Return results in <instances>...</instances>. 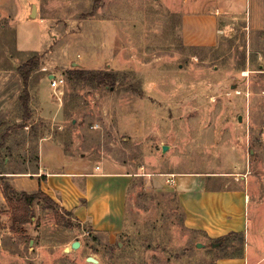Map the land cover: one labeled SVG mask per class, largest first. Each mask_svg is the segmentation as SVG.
<instances>
[{
    "label": "rangeland",
    "instance_id": "rangeland-1",
    "mask_svg": "<svg viewBox=\"0 0 264 264\" xmlns=\"http://www.w3.org/2000/svg\"><path fill=\"white\" fill-rule=\"evenodd\" d=\"M34 55L33 116L1 147L0 164L31 173L51 136L66 156L244 190L245 264H264V0H0V110ZM74 69L111 71L116 85L79 82ZM49 74L65 79L61 101ZM2 110L1 130L21 123L15 106ZM33 214L21 224L0 205V264H217L241 247L187 227L177 194L150 177H133L114 237L43 203Z\"/></svg>",
    "mask_w": 264,
    "mask_h": 264
},
{
    "label": "crops",
    "instance_id": "crops-1",
    "mask_svg": "<svg viewBox=\"0 0 264 264\" xmlns=\"http://www.w3.org/2000/svg\"><path fill=\"white\" fill-rule=\"evenodd\" d=\"M51 75L46 80L49 81ZM40 83H44V78ZM20 87L15 98L6 101L5 108L16 107ZM39 98L41 108L48 106V97L39 92ZM1 110L0 116H3ZM38 158L36 170L31 173L9 170L6 174L9 183L19 192L32 194L41 190L60 208L72 213L79 223L88 224L98 233L114 237L122 230L126 192L133 177H150L156 187L175 192L186 214V226L206 239H216L230 232H247L248 194L244 190L208 185L207 176L154 172L136 175L86 155L66 156L63 146L51 136L40 140ZM1 204H6L2 190ZM248 253L246 248L244 258H223L217 264H245Z\"/></svg>",
    "mask_w": 264,
    "mask_h": 264
},
{
    "label": "trees",
    "instance_id": "trees-1",
    "mask_svg": "<svg viewBox=\"0 0 264 264\" xmlns=\"http://www.w3.org/2000/svg\"><path fill=\"white\" fill-rule=\"evenodd\" d=\"M39 61L40 59L34 55L17 68L22 81V90L16 105L18 111L17 119L20 120L21 123H15L12 126H8L5 130H1V128L6 124V122L3 121L0 123V149L4 146L7 139L12 135L13 130L26 126L33 116V111L31 108L33 96L30 92L29 85L32 74L35 70L39 69ZM70 75L79 82H85L97 86H111L114 88L117 82V76L111 71L74 69L70 72ZM8 173L10 172L7 170V167L4 165V163L0 164V177H2L1 190L6 202L13 208L15 213L13 219L15 222H20L21 224L29 223L31 218L34 217L33 207L35 204L41 205V203H43L44 210H51L54 212H57L58 209L64 210L41 190L32 194L16 191L7 180L6 174ZM19 211H22L21 215H18ZM66 213L72 215V213L68 211H66ZM209 240L213 243H219L225 246H229L232 240H238L241 246L238 251L231 256H225L222 258H244L243 246L245 244V235L243 232H230L216 239L209 238Z\"/></svg>",
    "mask_w": 264,
    "mask_h": 264
},
{
    "label": "built area",
    "instance_id": "built-area-1",
    "mask_svg": "<svg viewBox=\"0 0 264 264\" xmlns=\"http://www.w3.org/2000/svg\"><path fill=\"white\" fill-rule=\"evenodd\" d=\"M45 70V68H44ZM54 77L49 79L50 86L53 90V96L61 101V96L63 95V88L65 86V79L63 77H57L55 74H53ZM170 182H173V178L170 180Z\"/></svg>",
    "mask_w": 264,
    "mask_h": 264
},
{
    "label": "water",
    "instance_id": "water-1",
    "mask_svg": "<svg viewBox=\"0 0 264 264\" xmlns=\"http://www.w3.org/2000/svg\"><path fill=\"white\" fill-rule=\"evenodd\" d=\"M31 18H35L36 17V6L35 5H32V11H31ZM52 77H54V75H51V78ZM50 78V79H51ZM166 149H167V146H164L163 147V151H166ZM219 243H217V245H218ZM81 246V242L80 241H74V242H72L71 243V245H70V247H66L65 248V251H70V249H73V250H76V249H78L79 247ZM197 246L198 247H201V246H203V244H201V243H197ZM86 261L87 262H91V263H95V264H97L98 263V260H96L94 257H92V256H88L87 258H86Z\"/></svg>",
    "mask_w": 264,
    "mask_h": 264
}]
</instances>
